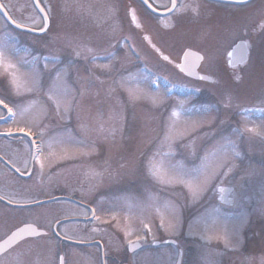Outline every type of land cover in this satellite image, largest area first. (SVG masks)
Wrapping results in <instances>:
<instances>
[{
  "label": "rangeland",
  "instance_id": "obj_1",
  "mask_svg": "<svg viewBox=\"0 0 264 264\" xmlns=\"http://www.w3.org/2000/svg\"><path fill=\"white\" fill-rule=\"evenodd\" d=\"M4 1L18 23L41 24L31 0ZM39 1L50 17L45 35L7 31L31 38L39 56L31 62L29 51L17 49L21 55L9 57L1 27L0 76L17 97L18 124L59 143L51 147L70 155L67 168L104 174L93 179V212L118 234L113 251L134 237L172 238L188 264H264V29L243 68L224 70L220 58L242 36L240 28L254 22L260 11L249 13L261 0H205L189 9L184 1L159 23L134 0ZM125 1L175 58L200 48L206 53L200 70L227 82L193 80L162 62L131 25ZM158 73L193 93L152 88ZM224 186H233V204L222 203ZM173 250L162 244L135 259L174 264Z\"/></svg>",
  "mask_w": 264,
  "mask_h": 264
},
{
  "label": "flooded vegetation",
  "instance_id": "obj_2",
  "mask_svg": "<svg viewBox=\"0 0 264 264\" xmlns=\"http://www.w3.org/2000/svg\"><path fill=\"white\" fill-rule=\"evenodd\" d=\"M160 1L164 3L156 2L157 7L170 6L171 0ZM184 1L186 8H197L205 0H174V9ZM262 29L264 14L245 38L251 41ZM222 57L225 59V55ZM3 88L0 78V101L4 102L0 104V241L22 224L35 225L42 232L0 253V264H19L22 260L26 264H137L145 249L155 253L158 245L153 241L133 252L126 250L127 244L113 251L117 235L100 228L99 216L89 210L95 196L93 179H101L104 174L97 175L81 166L67 168L66 154L51 147L59 143L46 142L47 134L41 132L34 133V137L19 132L29 131L31 126L18 124L15 114L7 117L4 105L13 107L16 96L2 94Z\"/></svg>",
  "mask_w": 264,
  "mask_h": 264
},
{
  "label": "water",
  "instance_id": "obj_3",
  "mask_svg": "<svg viewBox=\"0 0 264 264\" xmlns=\"http://www.w3.org/2000/svg\"><path fill=\"white\" fill-rule=\"evenodd\" d=\"M33 4L36 8V10L39 12V14L42 17L43 20V28L42 29H46L47 27V19H45V13L43 12L42 8L39 6L38 1L37 0H32ZM142 2H144L149 8L150 10L155 13V14H163L159 11L154 10L153 8H151L145 0H141ZM222 1H226V2H233V3H244L248 0H222ZM0 12L3 14V16L7 19V21L14 26L15 28L22 30V31H27V32H31V33H35V34H39L42 33L44 31L41 30H34L31 28H27V27H18V24H13L11 22V20L8 19L7 14L5 13V11L0 8ZM129 16L131 18V20L133 21V23L135 25H137V20H136V16L134 15L133 11L130 10L129 12ZM247 48H246V43L245 42H238L232 49L231 51V55L233 56V59L230 61L231 65H237V63H245L247 60ZM165 57V56H164ZM202 60V56L201 54H199L196 51H193L191 49H186L182 56H181V62L178 64V67L188 76L194 77V78H199V79H207L209 80L210 78L207 76H202L198 73V66L200 64ZM203 77V78H202ZM28 229V226H22L21 228L17 229L16 231L13 232L14 235V240L13 242L21 239L23 237V235H21L23 232H25ZM17 235V236H16ZM169 242H171L172 240H167ZM12 242V243H13ZM6 242V246L1 248L0 251L4 250L5 248L9 247L11 244ZM2 244V243H1ZM0 244V245H1ZM133 246L136 247L137 243L132 244ZM133 249V248H131ZM180 259H181V253L179 254V258L177 261V264L180 263Z\"/></svg>",
  "mask_w": 264,
  "mask_h": 264
},
{
  "label": "snow or ice",
  "instance_id": "obj_4",
  "mask_svg": "<svg viewBox=\"0 0 264 264\" xmlns=\"http://www.w3.org/2000/svg\"><path fill=\"white\" fill-rule=\"evenodd\" d=\"M3 7V5L2 4H0V8H2ZM8 19L9 20H11V17H8ZM45 19H47V16L45 15ZM13 24H16V21L15 20H12L11 21ZM18 27H23L22 25H17ZM42 31H46V29H42ZM231 55V54H230ZM3 58V53L2 52H0V59H2ZM165 59H167V57H165ZM46 66V65H45ZM203 78V77H202ZM4 102L3 101H0V104H3ZM5 106V108H7V105H4ZM8 111L9 112H11V109H8ZM20 131H23V129H21ZM42 203V202H41Z\"/></svg>",
  "mask_w": 264,
  "mask_h": 264
}]
</instances>
